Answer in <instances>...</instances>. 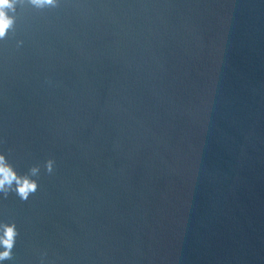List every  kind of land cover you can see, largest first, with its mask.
Instances as JSON below:
<instances>
[{"label":"water","instance_id":"obj_1","mask_svg":"<svg viewBox=\"0 0 264 264\" xmlns=\"http://www.w3.org/2000/svg\"><path fill=\"white\" fill-rule=\"evenodd\" d=\"M0 9V264H264V0Z\"/></svg>","mask_w":264,"mask_h":264},{"label":"clouds","instance_id":"obj_2","mask_svg":"<svg viewBox=\"0 0 264 264\" xmlns=\"http://www.w3.org/2000/svg\"><path fill=\"white\" fill-rule=\"evenodd\" d=\"M9 0H0V3H8ZM32 2L37 5V6H43L45 4H50V3H53L54 0H32ZM10 23V20L9 18H7L5 15H4V12L2 9H0V35L3 34L4 32V29L5 27ZM0 172L3 173L2 176H0V186H3L4 183L6 181H9L11 180L12 176L8 173L7 170L3 169V168H0ZM33 185L31 184H24V185H21L20 188H19V191L20 192H24L25 191V188L26 187H32ZM11 235V233H9ZM5 243L6 244H10L11 241L10 240H5ZM8 255V252L5 251V252H0V257H3V256H7Z\"/></svg>","mask_w":264,"mask_h":264}]
</instances>
